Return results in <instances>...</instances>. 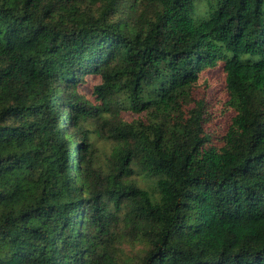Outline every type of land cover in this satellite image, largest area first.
<instances>
[{
    "label": "trees",
    "instance_id": "1",
    "mask_svg": "<svg viewBox=\"0 0 264 264\" xmlns=\"http://www.w3.org/2000/svg\"><path fill=\"white\" fill-rule=\"evenodd\" d=\"M149 1L129 24L116 0H0V264H120L123 234L139 264H264V0H208L199 22L196 0ZM218 62L233 114L213 142L193 92ZM84 72L144 114L110 127L104 168L72 131Z\"/></svg>",
    "mask_w": 264,
    "mask_h": 264
},
{
    "label": "rangeland",
    "instance_id": "2",
    "mask_svg": "<svg viewBox=\"0 0 264 264\" xmlns=\"http://www.w3.org/2000/svg\"><path fill=\"white\" fill-rule=\"evenodd\" d=\"M118 2L117 7L125 9L130 5L133 6V11L126 18V22L132 24L136 21L140 13L149 15L156 8V4L149 0H116ZM208 0H196V7L193 11V17L196 22L205 20L210 12ZM90 13L99 14L103 11L104 6L102 1L86 4ZM136 8V11H135ZM122 11V10H121ZM120 13V12H119ZM119 13H113L110 16L111 21H116ZM122 13V12H121ZM220 62V61H219ZM211 68L203 69L199 72L198 85L193 92V96L196 98L205 97L207 103V113L209 114V127L215 131L212 137L213 142H217V135H219L228 123L232 110L225 105L226 93L224 90V74L221 70V63ZM100 83V77L92 72H84L78 78L75 83V90L82 101H84L88 107H90L80 121V127H73L72 131H77V136H80V130L86 131L90 146L88 147L91 153L94 166L101 165L103 168L107 163V157H109L116 142L108 136L110 127L117 121H132L142 117L144 114H137L130 110H124L119 104L124 100L121 90L114 91L110 94V97L106 98V102H103L101 96L95 91V86ZM58 103V102H57ZM107 103V104H106ZM55 104V102H54ZM59 104V103H58ZM57 112L60 114V121H62V114L66 117V123H68L67 112L62 107L57 105ZM116 116V117H115ZM76 130V131H75ZM74 177L76 170L72 171ZM135 180L144 185L145 180L136 176ZM122 216L120 224L122 226ZM146 242L140 240H131L130 236L123 234L122 237L117 240L114 246L113 256L115 261L120 264H139L141 255L146 251Z\"/></svg>",
    "mask_w": 264,
    "mask_h": 264
}]
</instances>
